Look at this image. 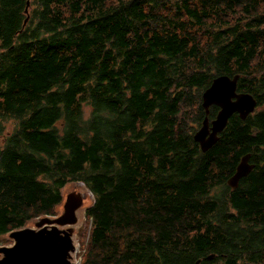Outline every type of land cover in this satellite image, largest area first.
<instances>
[{
  "label": "trees",
  "instance_id": "trees-1",
  "mask_svg": "<svg viewBox=\"0 0 264 264\" xmlns=\"http://www.w3.org/2000/svg\"><path fill=\"white\" fill-rule=\"evenodd\" d=\"M28 1L0 0V236L83 182L80 264H264V0ZM236 73L259 109L202 151Z\"/></svg>",
  "mask_w": 264,
  "mask_h": 264
},
{
  "label": "water",
  "instance_id": "water-1",
  "mask_svg": "<svg viewBox=\"0 0 264 264\" xmlns=\"http://www.w3.org/2000/svg\"><path fill=\"white\" fill-rule=\"evenodd\" d=\"M29 5L25 9L28 13ZM27 15L25 22L28 20ZM240 74L233 76L221 74L213 78L202 94V106L206 116L200 128L194 133V139L202 151H207L219 139V133L227 126L230 117L238 113L245 119L257 106L256 97L247 91H238ZM218 105L215 118H209L210 106ZM250 155L242 157L235 173L228 184L236 188L240 179L250 173L254 164L249 162ZM84 202L81 193H70L63 206V212L56 217L48 215L39 217L37 228L22 227L12 230L10 237L14 240L10 246L0 247V264H78L71 260L75 251L72 241V229L60 228L59 225H71L77 222V210ZM2 254V255H1ZM213 256H210L212 258ZM200 260L195 264H199Z\"/></svg>",
  "mask_w": 264,
  "mask_h": 264
},
{
  "label": "rangeland",
  "instance_id": "rangeland-1",
  "mask_svg": "<svg viewBox=\"0 0 264 264\" xmlns=\"http://www.w3.org/2000/svg\"><path fill=\"white\" fill-rule=\"evenodd\" d=\"M259 109V107H257ZM86 111L89 112L90 109L86 107ZM196 110L195 108H192L191 112L194 113ZM9 128H11V125H8ZM199 126H197V129ZM64 200L60 205L59 211L57 210L55 214L53 215H48L49 217H56L60 215L63 212V206L64 202L67 198V196L70 193L76 192V193H81L84 198V202L82 207H80L76 214L78 216V220L76 223L71 224V225H59L60 228H67V229H72V241L75 246V251L71 252L72 258L71 260L73 262H76L80 264V261L82 259L83 252L86 250L85 243H87L89 235H87V229L91 226V220L86 217V208L93 202L94 200V194L89 190L83 182H70L68 183L64 188ZM39 218L30 220L26 226L24 227H34L37 228L36 222L38 221ZM87 228V229H86ZM14 240L10 237V233L0 236V247L3 246H10L13 244ZM2 255V254H1Z\"/></svg>",
  "mask_w": 264,
  "mask_h": 264
},
{
  "label": "bare ground",
  "instance_id": "bare-ground-1",
  "mask_svg": "<svg viewBox=\"0 0 264 264\" xmlns=\"http://www.w3.org/2000/svg\"><path fill=\"white\" fill-rule=\"evenodd\" d=\"M29 6H30V0L28 1V3H27ZM27 7V6H26ZM30 7H28V9H29ZM26 9V8H25ZM203 201V200H202ZM199 207V206H198ZM197 207V208H198ZM193 210V209H192ZM124 224V223H123ZM125 228V227H124ZM128 230V229H127ZM74 261V260H73Z\"/></svg>",
  "mask_w": 264,
  "mask_h": 264
}]
</instances>
